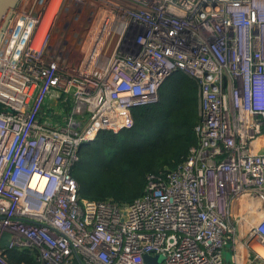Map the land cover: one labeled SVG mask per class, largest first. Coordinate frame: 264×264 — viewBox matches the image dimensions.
Listing matches in <instances>:
<instances>
[{
    "label": "built area",
    "instance_id": "built-area-1",
    "mask_svg": "<svg viewBox=\"0 0 264 264\" xmlns=\"http://www.w3.org/2000/svg\"><path fill=\"white\" fill-rule=\"evenodd\" d=\"M65 9L82 21L76 60L51 44ZM176 71L198 86L185 160L130 204L82 198V149L132 128ZM5 233L0 264L12 249L40 264H264V0H17L0 28Z\"/></svg>",
    "mask_w": 264,
    "mask_h": 264
},
{
    "label": "trees",
    "instance_id": "trees-1",
    "mask_svg": "<svg viewBox=\"0 0 264 264\" xmlns=\"http://www.w3.org/2000/svg\"><path fill=\"white\" fill-rule=\"evenodd\" d=\"M159 100L133 110L134 125L115 133L104 130L82 149L72 170L82 198L127 205L140 197L147 176L176 169L197 143L198 86L182 71L162 85ZM11 264H40L30 249H12Z\"/></svg>",
    "mask_w": 264,
    "mask_h": 264
},
{
    "label": "rangeland",
    "instance_id": "rangeland-1",
    "mask_svg": "<svg viewBox=\"0 0 264 264\" xmlns=\"http://www.w3.org/2000/svg\"><path fill=\"white\" fill-rule=\"evenodd\" d=\"M81 23V18L77 17L76 14H71L70 11L65 9L57 23L56 30L52 35L51 44L59 43V45H65L68 52L75 57V60L79 57L77 51L80 49L81 45L83 46V30ZM54 118L56 120L62 119L58 114H55ZM231 255L230 250L225 251L227 260L231 259Z\"/></svg>",
    "mask_w": 264,
    "mask_h": 264
},
{
    "label": "water",
    "instance_id": "water-1",
    "mask_svg": "<svg viewBox=\"0 0 264 264\" xmlns=\"http://www.w3.org/2000/svg\"><path fill=\"white\" fill-rule=\"evenodd\" d=\"M17 0H0V28L5 20V18L10 13L11 9L15 6ZM12 235L10 233H5L1 240H0V246L1 247H9L11 241H12ZM162 257L156 256H146L145 260L147 264H158Z\"/></svg>",
    "mask_w": 264,
    "mask_h": 264
},
{
    "label": "bare ground",
    "instance_id": "bare-ground-1",
    "mask_svg": "<svg viewBox=\"0 0 264 264\" xmlns=\"http://www.w3.org/2000/svg\"><path fill=\"white\" fill-rule=\"evenodd\" d=\"M261 252H263L261 249H259Z\"/></svg>",
    "mask_w": 264,
    "mask_h": 264
}]
</instances>
